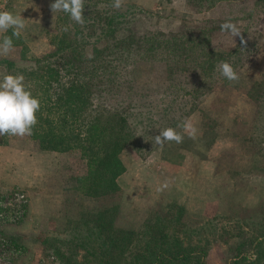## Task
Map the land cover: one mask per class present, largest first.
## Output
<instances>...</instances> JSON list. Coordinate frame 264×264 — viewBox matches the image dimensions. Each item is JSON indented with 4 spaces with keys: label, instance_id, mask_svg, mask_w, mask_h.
<instances>
[{
    "label": "rangeland",
    "instance_id": "obj_1",
    "mask_svg": "<svg viewBox=\"0 0 264 264\" xmlns=\"http://www.w3.org/2000/svg\"><path fill=\"white\" fill-rule=\"evenodd\" d=\"M51 2L0 0V11L20 15L26 24L20 37H13V51L0 59L19 63L52 48L63 28L58 12L49 10ZM121 9L133 12L131 31L135 34L145 29L205 28L210 49L227 52L238 46L239 60L233 69L239 80H216L192 110L180 117V123L192 125L194 137L176 125L173 129L184 137L182 143H155L160 133L157 127L138 134V142L145 148L136 150L138 142L130 141L119 153L124 169L115 178L116 191L106 182L103 188L94 186L92 175L87 174L88 157L81 156L79 150L47 151L29 136H0V148L30 153L34 160L29 162L35 161L33 166L42 171L32 180L27 179L28 174L19 177L16 162L22 160L18 155L0 156V200L20 190L32 203L34 214L27 234L16 232L18 222H0V264H59L54 247L63 253L68 250L81 262L82 250L70 246L68 239L76 223L103 208L109 212L105 219L135 231L158 216L171 219L179 208L180 220L168 229L173 226L184 242L203 247L205 264H227L239 243H244L242 255L248 259L257 255L254 264H264V0H123ZM226 22L236 25L246 44L222 30ZM5 36H12V30L0 32V41ZM152 59H135L129 70V79L144 84L141 91L155 90L154 85L163 78L158 55ZM8 74H13L12 69L0 64V79ZM110 95L102 104L117 101L118 94L112 100ZM147 99L158 105V95ZM165 182L168 187L160 190ZM56 193L59 205L45 210L44 205L52 203L47 194ZM26 206L27 202L19 222L26 218ZM38 236L47 239L45 244L36 239ZM1 240L18 252H4ZM87 264L95 263L89 258Z\"/></svg>",
    "mask_w": 264,
    "mask_h": 264
},
{
    "label": "trees",
    "instance_id": "obj_2",
    "mask_svg": "<svg viewBox=\"0 0 264 264\" xmlns=\"http://www.w3.org/2000/svg\"><path fill=\"white\" fill-rule=\"evenodd\" d=\"M109 3L85 0L83 24L58 12L63 32L50 50L19 63L2 58L0 64L12 69L13 75L22 74L26 88L40 101L38 122L29 136L38 148L79 150L81 156L88 157L87 174L92 175L94 186L103 188L106 182L111 191H116L115 178L124 169L120 151L130 141L138 142L140 133L154 127L161 132L181 124L180 117L192 110L198 97L211 90L216 80H227L218 65L226 61L235 68L240 52L238 46L227 52L210 49L205 28L132 33L133 12ZM156 55L163 78L154 85L155 90L141 91L144 84L129 79L132 62L153 60ZM113 92L118 94L117 101L103 105L107 94L112 100ZM152 95H158V105L145 100ZM145 147L135 143L136 150ZM108 213L105 208L99 209L90 219L75 224L68 240L70 246L82 250V263L87 264L91 258L95 264H205L203 247L184 242L173 226L168 229L169 224L180 220L179 208L171 219L158 216L139 231L119 228L112 219H105ZM36 239L43 244L47 241L40 236ZM243 246L238 244L227 264L256 262L257 255L252 259L242 255ZM66 251L54 247L59 264H82Z\"/></svg>",
    "mask_w": 264,
    "mask_h": 264
},
{
    "label": "clouds",
    "instance_id": "obj_3",
    "mask_svg": "<svg viewBox=\"0 0 264 264\" xmlns=\"http://www.w3.org/2000/svg\"><path fill=\"white\" fill-rule=\"evenodd\" d=\"M123 0H114L113 7L120 9ZM85 0H53L49 5V10L53 13L64 12L78 24L84 23ZM24 18L14 15L9 11H0V32L12 30V36H5L0 41V56H7L13 51V37L19 38L25 29ZM222 30L230 32L234 37H240L241 43L246 44L243 37L231 22L221 25ZM67 30V29H65ZM220 74L229 81L238 82L239 76L228 62H221L218 65ZM40 101L33 97L30 90L26 88L25 77L22 74H8L0 79V136L25 137L31 136L32 130L37 124L36 113L40 110ZM178 127L185 132H191L194 137L192 125L183 122ZM184 137L175 129L169 127L162 130L156 137L155 143L163 145L165 142L182 143ZM168 187L165 182L160 190Z\"/></svg>",
    "mask_w": 264,
    "mask_h": 264
},
{
    "label": "crops",
    "instance_id": "obj_4",
    "mask_svg": "<svg viewBox=\"0 0 264 264\" xmlns=\"http://www.w3.org/2000/svg\"><path fill=\"white\" fill-rule=\"evenodd\" d=\"M10 154H14V155L16 154V155H18L17 158L18 159L20 158L22 160V162L20 161V159H19L20 162H16V163H18L16 169L19 171L17 176L24 178V177H27V174H28V178L27 179L30 178V180H32L37 175L42 173V171L36 165L33 166L32 163H34L35 161H33V162L30 161L29 162V160H34V159H31V156H29L30 153L23 152V151H20V150L19 151L16 150V152H15L13 149H11L10 147H7V146H4V147L0 148V156L2 158L7 159ZM28 164L30 165L29 168L27 167ZM19 183H21L20 180H19ZM21 184H23V183H21ZM29 193H31V195L32 194H36L32 190H29ZM37 193H39V192H37ZM51 195H53V196H51ZM47 196H49L51 198L50 200H51L52 203H50V205L48 203L47 206L44 205V209L47 210L49 206H50L51 210L56 209V207L60 203V196L57 193L56 194H47ZM30 204L32 205L30 200H28L27 201V206H26V212H25L26 218L22 222L16 223L17 224V225H15L16 226L15 228L17 230L16 232L27 234V233H29L28 228H30V230H31L32 225H31L30 219L33 217L32 215H34V214L32 212L33 210H32V207H31ZM45 204H47V203H45ZM22 238H23V236H22Z\"/></svg>",
    "mask_w": 264,
    "mask_h": 264
},
{
    "label": "built area",
    "instance_id": "obj_5",
    "mask_svg": "<svg viewBox=\"0 0 264 264\" xmlns=\"http://www.w3.org/2000/svg\"><path fill=\"white\" fill-rule=\"evenodd\" d=\"M27 202L26 195L20 190H13L0 200V222L16 223L19 222L24 215V207ZM1 247L4 252L16 254L18 250H14L1 240Z\"/></svg>",
    "mask_w": 264,
    "mask_h": 264
}]
</instances>
